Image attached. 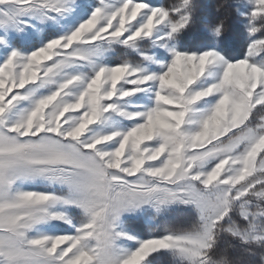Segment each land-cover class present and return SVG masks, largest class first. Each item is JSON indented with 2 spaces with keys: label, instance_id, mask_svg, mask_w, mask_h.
<instances>
[{
  "label": "snow or ice",
  "instance_id": "snow-or-ice-1",
  "mask_svg": "<svg viewBox=\"0 0 264 264\" xmlns=\"http://www.w3.org/2000/svg\"><path fill=\"white\" fill-rule=\"evenodd\" d=\"M205 9L0 0V264H264V0Z\"/></svg>",
  "mask_w": 264,
  "mask_h": 264
},
{
  "label": "trees",
  "instance_id": "trees-1",
  "mask_svg": "<svg viewBox=\"0 0 264 264\" xmlns=\"http://www.w3.org/2000/svg\"><path fill=\"white\" fill-rule=\"evenodd\" d=\"M202 2L205 4L206 6V12L209 16L210 19H215V17L218 15L216 12H215V5L220 3L221 0H202ZM232 46L234 48H236L237 50H239V48L242 46V41L240 40H234L232 42ZM117 60H119V57H117ZM148 230L145 229V232H147Z\"/></svg>",
  "mask_w": 264,
  "mask_h": 264
}]
</instances>
